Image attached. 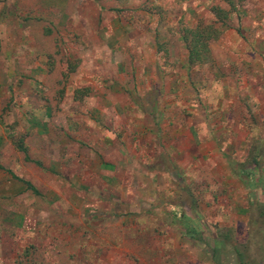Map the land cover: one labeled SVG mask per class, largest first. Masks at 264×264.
<instances>
[{
  "label": "rangeland",
  "instance_id": "374dc122",
  "mask_svg": "<svg viewBox=\"0 0 264 264\" xmlns=\"http://www.w3.org/2000/svg\"><path fill=\"white\" fill-rule=\"evenodd\" d=\"M212 2L145 0L129 15L133 0H0V264H264V191L248 186L264 169V15L188 67L181 28L209 20ZM128 16L159 24L153 78H135L126 31L97 37L104 18ZM111 98L117 109L97 108ZM254 148L239 181L230 163Z\"/></svg>",
  "mask_w": 264,
  "mask_h": 264
},
{
  "label": "crops",
  "instance_id": "0c3cea01",
  "mask_svg": "<svg viewBox=\"0 0 264 264\" xmlns=\"http://www.w3.org/2000/svg\"><path fill=\"white\" fill-rule=\"evenodd\" d=\"M121 1L122 0H120V2ZM144 1L145 0H133V2H135V3H133V5H123V6H125L123 10H129L128 11L129 12V15H132L131 13H135L136 15L139 14L140 12L143 13L142 9L144 7ZM212 1H215L216 3L215 2L213 3ZM211 2L213 4L210 5V7L208 8V11H210L213 6H218L219 8H223V9L229 10V18H228L229 27L227 28L229 30H232L233 31V29H239V28H242V29H245L246 30V28L249 27V23H252V22H259V24H262L263 23V19L261 18V16H262V14L264 15V6H263L264 0H255L256 4H255L254 7H257L258 9H254V7H253V8H251V10H249V13L246 10L245 6L243 4H240L239 0H232V2H233L232 4H229L228 3V0H211ZM202 8H203L202 6H198L197 8L184 6V7H182V9H179V10L180 11L183 10L182 12H184L185 15L188 14V13L189 14L192 13V14H197V15L201 16L200 12H202ZM258 10H259V12L257 13L256 11H258ZM246 13L248 14L247 16H249V18L252 19V20H247V23H248L247 26L241 25V21H240V17L242 15L246 14ZM210 16L211 17L209 19L214 18L213 14H212V11H210ZM131 17L132 16H128L127 18H129V20L121 21V22H118L117 19L110 22V21L106 20V18H104L103 21H102V23L99 25V30L97 32V37L102 42L103 41H106V42H104V45L107 46L111 41H112V43H115L116 42L117 34L115 32V34H116V36H115L114 31L117 30V31H121L122 33L126 31L128 37L126 38V40L124 42V45H126L128 47H133L134 48V54H135L134 63L135 62H138V64L135 65V66H137L136 67L135 78H137V79L139 78V79H143V80L146 79V78H149V77L153 78V77H155L154 76L155 70L158 73H160V69L155 64V60L151 59V57H150V54L151 55H155V53H156L157 43L155 42V39L154 38H155L156 28H158L157 26L159 24H157V20L156 21L155 20L149 21L147 19V21L144 22L143 21L144 20L143 18H141L143 20H141L140 22L135 21L134 24H133L130 21L131 20L130 19ZM200 18H202V17H200ZM253 18L257 19V21L256 20H253ZM198 20H196V22ZM196 22L194 24H196ZM115 25H117V26H115ZM189 27H191V26H189ZM182 28H186V27H182ZM112 34H114V35H112ZM119 41H120V39H119ZM223 41L225 42V44L227 46H231V47L233 46V42L228 41V39L227 40L224 39ZM240 41H241L240 39L237 40V42H240ZM155 44H156V48H155ZM253 45H255V43H253ZM126 54H127V57H126L127 63L130 64L131 63V60H133L132 59V56H131V53H130V51L129 52L127 51ZM236 56H238L236 62H238V63L243 62L242 61L243 58L241 57L240 54H237L236 53ZM137 59H140V60L136 61ZM71 67H72V69L69 71V74H71L72 72L77 71L78 65H77L76 68L74 66H71ZM35 68L38 69V70H35L34 69L33 70L34 73H37L38 74L39 72H42V69H41V66L40 65H37ZM43 84L44 83L42 81H39V84L38 85H39L40 88H42V87H44ZM170 87H171V85L170 84H167L165 86L164 92L169 93L170 91H172L171 93L175 94L176 92H175L174 88H172V90H170ZM126 92H128V91H126ZM118 93L126 94L123 91L117 92L116 94H118ZM107 95L108 94H106L104 97H106ZM126 98H127V96L125 97V99ZM116 104H117V101H114L111 98L110 101L103 102V106H98V107L96 106V107L98 109L104 110V112H105L106 110L117 109V105ZM120 106H121V108H124L125 107V104L123 103ZM137 106L138 105H136V107ZM97 108H95V109H97ZM44 120L47 121L48 119L46 118ZM66 120H67L66 121V125L67 126H71L72 127L74 124H76L75 121H74V119H72V118L71 119H66ZM165 120L169 124L170 120H167V119H165ZM171 122H172L171 124H173V125L169 126V127H171L169 129L171 131V134L170 133L169 134H166V135H168V138L169 139H170L169 136H172V137L174 136L175 137V136L179 135L178 134L179 133L178 132L179 131L178 128H176V127L174 128L173 127V126H175V123L177 121L176 120H171ZM44 125H46V124L44 123ZM189 128H188L187 133L185 132L184 134L187 135L188 139H191L190 138L191 131H190ZM212 139L213 138L211 137V140ZM170 141H171V139H170ZM212 141H213V147H215L216 144H215L214 139ZM19 144H22L24 147H26V151H27L26 153H27V156H28V148H27V146L24 145L23 143H19ZM19 144H17V149L24 154V152L18 148V145ZM175 150H177V149H175ZM24 156H25V154H24ZM245 158H246V156H245ZM25 160H31V159L28 156V159L25 158ZM35 162H36L37 165H39V166L41 165L40 162H38V161H35ZM241 162H243V160H239L238 162H232L230 164V166H231L230 172L239 181L242 180L241 177L244 175L243 172H245V171L248 172L249 171L248 168L252 169L251 166L248 165L247 163L244 166H241V164H240ZM101 166H104V167H114V164L102 162L101 163ZM258 172H259V174H258V177L256 178V180L252 184H248V186L253 185L252 188L254 190H257L258 188H261L264 191V169L261 170V171H258ZM253 173L254 172H252V174ZM28 182H30V181H28ZM24 185H25V187H23V189L24 190H29L26 187L25 181H24ZM29 191H31V190H29ZM190 219H191V217L186 216V215H183L181 217V219L180 218L178 219V222H182V221H186V220L189 221Z\"/></svg>",
  "mask_w": 264,
  "mask_h": 264
},
{
  "label": "trees",
  "instance_id": "16d2710c",
  "mask_svg": "<svg viewBox=\"0 0 264 264\" xmlns=\"http://www.w3.org/2000/svg\"><path fill=\"white\" fill-rule=\"evenodd\" d=\"M228 3L232 4L233 2L232 0H228ZM211 11L214 18L209 20L200 18L193 26L181 28V39L186 50L185 64L188 67L202 62L207 57L208 53H210V42L216 40L229 27V10L213 6ZM18 148L24 152L25 158L28 159L26 147L19 144ZM248 156L249 155H247L243 162L240 163L241 166H244L246 163H252L254 166L259 165L257 148H254V153L252 155L250 154L249 157ZM248 169V172H243L245 176L254 172L252 169ZM257 170H260V168L257 167ZM25 184L27 189L38 194L37 189L30 182L25 181ZM250 186V188L253 187V185ZM259 215L263 217L264 220V205L261 206ZM192 221L193 219L181 222L184 228V235L192 237L194 234H198L195 227L190 224Z\"/></svg>",
  "mask_w": 264,
  "mask_h": 264
}]
</instances>
